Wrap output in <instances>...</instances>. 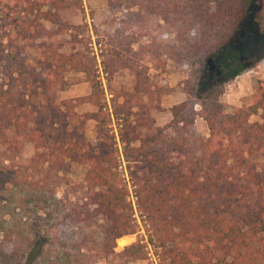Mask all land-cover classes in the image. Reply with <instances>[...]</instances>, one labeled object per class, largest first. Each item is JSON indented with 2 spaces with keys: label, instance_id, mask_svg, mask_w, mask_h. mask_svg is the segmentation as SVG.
I'll list each match as a JSON object with an SVG mask.
<instances>
[{
  "label": "trees",
  "instance_id": "obj_1",
  "mask_svg": "<svg viewBox=\"0 0 264 264\" xmlns=\"http://www.w3.org/2000/svg\"><path fill=\"white\" fill-rule=\"evenodd\" d=\"M0 6V201L17 209L0 226V264H92L114 255V242L130 244L136 223L121 161L161 264H264V81L230 112L220 100L227 81L264 59V47L240 53L241 26L264 35L253 0H106L115 27L98 55L105 90L85 25L69 22L79 0ZM144 58L183 74L184 99L162 126L141 99ZM121 69L134 84L113 92ZM70 71L90 90L57 102ZM196 117L207 137L192 132ZM73 164L85 167L80 183L68 177Z\"/></svg>",
  "mask_w": 264,
  "mask_h": 264
},
{
  "label": "rangeland",
  "instance_id": "obj_2",
  "mask_svg": "<svg viewBox=\"0 0 264 264\" xmlns=\"http://www.w3.org/2000/svg\"><path fill=\"white\" fill-rule=\"evenodd\" d=\"M258 11L254 13V19L264 20V0H253ZM250 2V0H248ZM80 7L69 16V22L73 25H85L83 35L88 39L86 51L93 56L101 79V85L105 90V82L102 79L101 68L99 65V53L104 48V44L108 42L107 35H110L114 30L115 24H109L108 15L106 14V0H79ZM1 7V6H0ZM1 9V8H0ZM1 11V10H0ZM2 16L0 12V17ZM64 37V36H62ZM171 37L170 33H165L161 38L167 40ZM240 53L244 57H251L258 50L264 47V35L257 36L252 34L250 29L245 25L239 30ZM128 54L126 50H122V55ZM33 55V54H32ZM142 63L147 67L144 69L146 79L144 86L148 88L147 94L141 99L146 105V109L150 116L154 119L155 125L162 126L170 119L169 107L184 99L183 92L179 86V82L183 78V74L179 69L173 66L171 61H166L164 64V72H158L151 62L144 58ZM258 81H264V59H258L256 65L240 74L232 77L224 86V92L220 100L225 104L226 110L231 111L235 107L244 104L251 96L254 95ZM134 84V75L127 69L117 71L110 82V87L113 92L119 90V87L130 89ZM89 83L84 81L83 74L75 72H66L60 85L55 89L56 101L70 97L86 95L89 92ZM109 96L105 92V99L108 101ZM93 110L90 107H81L79 110ZM258 115V114H257ZM257 115H252L249 121L257 120ZM192 132L201 136L207 137V128L203 120L196 117ZM84 134L86 139L93 143L95 141V131L92 122H87ZM118 149L119 145H118ZM120 169L122 171L124 181L128 190V200L132 206L133 216L136 223L135 232L132 235L130 244L118 248L115 244L114 255L108 256L105 259H98L92 264H161L158 254L157 242L155 237L146 231L145 226L137 215L134 206V197L132 196L131 188L127 183L124 162L121 161ZM85 171V167L77 164L70 166L68 177L73 184L80 183ZM63 189L58 188L55 192L57 198L61 197ZM264 197V194H263ZM15 204L11 201H0V226L11 224L14 217L13 208ZM16 212L17 209L14 208ZM38 215L43 218V212L39 211ZM32 216L26 221L31 222ZM25 218L22 219L24 221ZM24 225H26L24 223ZM1 236V233H0ZM137 245L136 248L128 252H123L127 247ZM131 255V256H129ZM138 256V257H135Z\"/></svg>",
  "mask_w": 264,
  "mask_h": 264
},
{
  "label": "crops",
  "instance_id": "obj_3",
  "mask_svg": "<svg viewBox=\"0 0 264 264\" xmlns=\"http://www.w3.org/2000/svg\"><path fill=\"white\" fill-rule=\"evenodd\" d=\"M87 94H88V93H87ZM77 97H79V96H77ZM70 98H75V97H70ZM70 98H68V99H70ZM86 107H88V106H86ZM80 108H81V107L78 108V111H79V112H81V111L79 110ZM90 108H91V107H90ZM82 111H85V110H82ZM86 111H87V109H86ZM90 111H92V110H90Z\"/></svg>",
  "mask_w": 264,
  "mask_h": 264
}]
</instances>
